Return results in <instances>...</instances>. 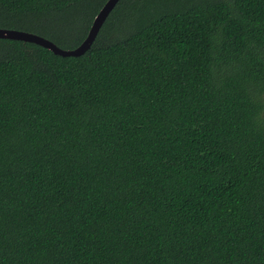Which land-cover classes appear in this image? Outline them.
Returning a JSON list of instances; mask_svg holds the SVG:
<instances>
[{
	"label": "trees",
	"instance_id": "16d2710c",
	"mask_svg": "<svg viewBox=\"0 0 264 264\" xmlns=\"http://www.w3.org/2000/svg\"><path fill=\"white\" fill-rule=\"evenodd\" d=\"M108 0H0L73 50ZM0 264H264V0H120L91 48L0 39Z\"/></svg>",
	"mask_w": 264,
	"mask_h": 264
},
{
	"label": "water",
	"instance_id": "95a60500",
	"mask_svg": "<svg viewBox=\"0 0 264 264\" xmlns=\"http://www.w3.org/2000/svg\"><path fill=\"white\" fill-rule=\"evenodd\" d=\"M119 2L120 0H108L107 1L105 6L101 9L99 14L95 17L87 38L82 42L80 46H78L76 49H73V50L61 49L57 47L51 41L41 36H38L33 33L24 32V31L0 28V39L17 40V41L34 43V44H37L39 46H42L50 50L55 55H59L63 57H68V56L79 57L85 54L91 48L101 28L103 27L104 23L106 22L109 15L112 13V11L115 9V7L117 6Z\"/></svg>",
	"mask_w": 264,
	"mask_h": 264
}]
</instances>
